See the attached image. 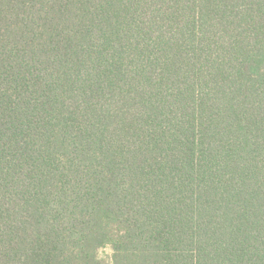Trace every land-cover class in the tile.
<instances>
[{"label": "trees", "instance_id": "1", "mask_svg": "<svg viewBox=\"0 0 264 264\" xmlns=\"http://www.w3.org/2000/svg\"><path fill=\"white\" fill-rule=\"evenodd\" d=\"M0 264H264V0H0Z\"/></svg>", "mask_w": 264, "mask_h": 264}, {"label": "rangeland", "instance_id": "2", "mask_svg": "<svg viewBox=\"0 0 264 264\" xmlns=\"http://www.w3.org/2000/svg\"><path fill=\"white\" fill-rule=\"evenodd\" d=\"M110 250L109 249H103L100 251V256L103 257V258H106L108 259L110 257Z\"/></svg>", "mask_w": 264, "mask_h": 264}]
</instances>
